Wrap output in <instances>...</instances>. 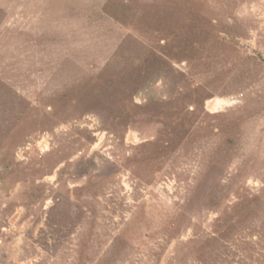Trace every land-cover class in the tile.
Listing matches in <instances>:
<instances>
[{
  "label": "rangeland",
  "instance_id": "374dc122",
  "mask_svg": "<svg viewBox=\"0 0 264 264\" xmlns=\"http://www.w3.org/2000/svg\"><path fill=\"white\" fill-rule=\"evenodd\" d=\"M0 264H264V0H0Z\"/></svg>",
  "mask_w": 264,
  "mask_h": 264
}]
</instances>
